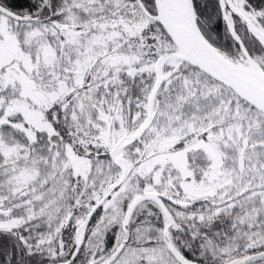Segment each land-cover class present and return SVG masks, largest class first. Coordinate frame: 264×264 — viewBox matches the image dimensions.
I'll use <instances>...</instances> for the list:
<instances>
[{
  "label": "snow or ice",
  "instance_id": "6c2138e0",
  "mask_svg": "<svg viewBox=\"0 0 264 264\" xmlns=\"http://www.w3.org/2000/svg\"><path fill=\"white\" fill-rule=\"evenodd\" d=\"M0 264H264V0H0Z\"/></svg>",
  "mask_w": 264,
  "mask_h": 264
}]
</instances>
